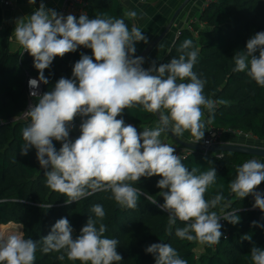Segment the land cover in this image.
Listing matches in <instances>:
<instances>
[{
    "label": "clouds",
    "instance_id": "9594fccd",
    "mask_svg": "<svg viewBox=\"0 0 264 264\" xmlns=\"http://www.w3.org/2000/svg\"><path fill=\"white\" fill-rule=\"evenodd\" d=\"M27 2L34 5L36 0ZM125 15L134 19L138 13L128 11ZM12 36L33 57L39 72L38 79L28 81L33 89L30 95L39 99L24 112L30 122L21 130L24 143L20 154L36 150L46 186L66 196V204L101 191L110 192L121 208L135 209L142 194L151 204H157L151 195L132 185L142 177L159 176L156 186L164 203L157 206L168 213L169 235L179 220L184 226L175 228L178 238L211 247L219 244L223 235L221 219L233 225L240 222L238 210L225 211L231 202L222 192L205 198L216 185V169L200 171L193 167L190 171L175 147L161 140L167 132L176 137L189 132L192 143L200 142L206 125L214 121L216 106L230 103L205 96L206 81L193 70L200 49L191 39L180 45L178 58L158 67L153 62L145 69L144 57L135 55L138 42L148 43L139 27L129 29L123 19L107 15L89 18L82 13L78 19L72 14L65 16L46 8L43 0L31 15L16 18ZM80 47L91 49L92 55L81 54L72 68V78L61 77L51 90L38 95L35 89L41 82L49 83L44 71L54 59ZM233 60L234 72H246L250 80L264 88V31L249 38L246 48L236 52ZM136 107L158 115L155 127L138 132L125 123V109ZM76 117H81L80 135L72 140L70 130ZM53 141L60 142L59 150ZM236 173L229 183L230 192L241 200L251 195L253 208L264 212V193L257 191L264 182V163L248 160L237 166ZM217 206H221L222 214L211 210ZM91 210L96 219L89 217L75 239L69 220L58 219L43 237L42 252L61 253L58 260L63 261L66 255L81 264L122 261L117 251L119 241L104 235L103 206L95 204ZM241 239L251 241L252 237L245 234ZM37 247L38 241L25 238L22 231L0 232V264H34ZM145 251L155 257V264H188L168 243H153ZM250 257L252 264H264V248L253 245Z\"/></svg>",
    "mask_w": 264,
    "mask_h": 264
},
{
    "label": "trees",
    "instance_id": "16d2710c",
    "mask_svg": "<svg viewBox=\"0 0 264 264\" xmlns=\"http://www.w3.org/2000/svg\"><path fill=\"white\" fill-rule=\"evenodd\" d=\"M86 1V14L89 18L107 15L123 19L129 29L133 26L125 15L127 9L120 0ZM5 5L8 4L0 0V120L3 122L0 124V225L8 222L20 224L25 238L38 241L34 264H81L78 260H69L66 255L63 261L58 260L57 256L61 253H43L42 241L60 218L69 220L75 239L89 217L96 219L91 210L95 204L102 205L105 211L102 223L106 225L107 230L104 235L119 241L117 251L123 259L118 264H155V257L145 251L146 247L153 243L170 244L188 264H252V246L264 248V227L254 226L252 222L264 225V212L253 208L254 198L251 195L241 200L232 194L229 183L237 175V166L251 159L260 161L259 158L262 157L240 152L194 149L182 156V162L190 171L193 167H198L200 171L216 169V185L208 190L205 198L211 199L217 192H222L226 200L231 202V207L225 211L238 210L237 215L240 216V222L235 225L224 220L221 224L223 235L220 243L211 247L178 238L175 228L184 226L179 220L170 235L166 232L168 213L157 206L164 203L163 197L158 195L161 190L156 186L161 178L159 176L142 177L137 184L133 183V187H139L142 193L157 200V204H151V200L142 194L135 209L118 207L112 194L103 191L78 202L66 204V196L46 186L44 169L36 159V150L32 148L27 155L20 154L21 145L24 143L21 130L26 123L6 122L9 118L17 117L24 107L27 74L39 77V72L34 68L33 57L27 52L20 55L19 51L9 50L10 31L3 26ZM198 20L204 23V27L199 28L197 24H191L197 31L196 34L188 27L181 28L160 64L170 62L173 57L178 58L180 45L185 39H191L200 49L198 62L193 70L206 81L205 96L230 102L227 106H216L214 121L206 125L205 135L208 127H211L223 131L224 134H227L228 129L249 133L263 141L264 88L250 80L246 72L233 71V56L246 48L249 38L264 31V0H211L204 6ZM81 54L91 56L92 51L80 47L76 52L54 59L50 68L44 71L49 83L41 82V95L51 90L61 77L72 78V68ZM139 54L136 48L135 55ZM204 113V119L207 120L209 113L206 109ZM123 119L126 124L133 123L151 128L155 127L159 120L155 114L145 112L140 107L125 109ZM53 143L59 150L60 142ZM220 185H223L222 189ZM257 191L264 193V182L257 187ZM220 207L211 210L220 214ZM245 234L251 235V241L241 239Z\"/></svg>",
    "mask_w": 264,
    "mask_h": 264
},
{
    "label": "crops",
    "instance_id": "0c3cea01",
    "mask_svg": "<svg viewBox=\"0 0 264 264\" xmlns=\"http://www.w3.org/2000/svg\"><path fill=\"white\" fill-rule=\"evenodd\" d=\"M12 6H3V26L9 28V50L12 52L19 51L20 45L15 41L12 33L15 28V20L18 17L31 15L40 5L41 0H36L34 5H30L27 0H10ZM128 11H136L137 17L129 18L133 25L139 27L143 34L147 37L148 43L138 42L136 48L141 52L148 46L157 36H159L165 28L166 32L162 35L158 43L150 48L145 56V63L142 65L145 69L149 68L153 62L158 67L162 58L168 53L172 43L176 38L178 30L186 27L190 21L197 20L204 6L209 0H191L179 13L173 17L176 9L182 4L183 0H156L146 2L144 0H120ZM46 8L58 9L61 5V0H43ZM76 121H81L80 117H76ZM187 137H190L189 132H185ZM234 135L224 134L221 137L223 143L231 144H248L243 143L239 138H233ZM170 136L166 133L162 134L161 138ZM182 141H187L184 136L178 137ZM171 139V138H170ZM172 140V139H171ZM185 147H177L176 154L182 157Z\"/></svg>",
    "mask_w": 264,
    "mask_h": 264
},
{
    "label": "built area",
    "instance_id": "2783aa9c",
    "mask_svg": "<svg viewBox=\"0 0 264 264\" xmlns=\"http://www.w3.org/2000/svg\"><path fill=\"white\" fill-rule=\"evenodd\" d=\"M211 0H209L210 2ZM5 4H8L10 6H12V1L10 0H4ZM86 7H87V1L86 0H61V5L58 9L59 13H62L63 15L67 16L68 14H72L74 16H80L82 13H86ZM197 24V26L199 28H203L204 27V23L200 22L198 19L197 20H193L190 21L189 24L186 25V27H188L189 30H191L194 34L197 33V31L195 29L192 28L191 24ZM179 31L177 32L176 36L179 34ZM19 53L20 55L26 53L24 52L23 48L20 46L19 49ZM29 79H38V77L35 76H30L27 74V78H26V85H25V94H26V101L24 104L23 109L20 111V113L18 114L17 117L15 118H9L6 122L7 123H13L16 121H22L24 123H26V125L30 122L28 118L25 117L24 112L28 109L29 105L32 103H35V100L38 99L39 97H32L30 95V92L33 91L32 88L29 87L28 81ZM35 91H37L38 95H41V91H42V83L39 84L38 89H35ZM1 121V120H0ZM80 123L81 121H74V127L70 130V132H73L74 130H79L80 127ZM1 124V123H0ZM127 124H131L134 127L137 128L138 132L142 131L143 128L145 126H137L133 123H127ZM151 128V127H150ZM227 134L230 135H234V136H244V137H248V138H255L254 136H252L249 133H242V132H234L232 130H226ZM224 134L223 131H219L216 130L214 128L208 127L207 133L204 136V138L198 142L197 144H201V145H205V146H214L217 144H221L223 143L221 141V137ZM161 140L165 143L171 144L173 147L177 148L178 146L169 138V137H165V138H161ZM193 141V137H190L187 142H192ZM190 151V149L188 148H184V152L182 154V156L184 157L188 152ZM222 214V213H220ZM224 222V219L220 220V223L222 224Z\"/></svg>",
    "mask_w": 264,
    "mask_h": 264
},
{
    "label": "water",
    "instance_id": "95a60500",
    "mask_svg": "<svg viewBox=\"0 0 264 264\" xmlns=\"http://www.w3.org/2000/svg\"><path fill=\"white\" fill-rule=\"evenodd\" d=\"M191 0H183L182 4L176 9L175 13L173 14V17H175L179 11ZM167 28L159 35L157 36L148 46L145 47L144 50H142L139 54V56L144 57L146 52L154 47L158 41L161 39L162 35L166 32ZM159 119L158 115H156ZM167 134L170 136V138L173 139L176 143L180 144L183 147H187L188 149L192 150H201V151H211V152H217V151H231V152H240V153H246L251 154L254 156L262 157L264 158V148L260 147H253V146H246L243 144H231V143H221L214 146H205L197 143L182 141L175 135H173L170 132H167ZM120 205H118L119 207Z\"/></svg>",
    "mask_w": 264,
    "mask_h": 264
},
{
    "label": "rangeland",
    "instance_id": "374dc122",
    "mask_svg": "<svg viewBox=\"0 0 264 264\" xmlns=\"http://www.w3.org/2000/svg\"><path fill=\"white\" fill-rule=\"evenodd\" d=\"M127 12V10H126ZM185 134V133H184ZM80 135V131L79 130H74L73 132L70 133V139L75 140L78 136ZM185 137V139H187L188 137L186 135H183ZM233 138H239L243 143L244 141L248 144H243L246 146H253V147H260V148H264V140L263 141H259L256 138H246L244 136H232ZM260 162L264 163V158H259ZM22 231L21 229V225L20 226H13L12 228H5L0 230V232H19ZM73 235V234H72Z\"/></svg>",
    "mask_w": 264,
    "mask_h": 264
},
{
    "label": "bare ground",
    "instance_id": "6f19581e",
    "mask_svg": "<svg viewBox=\"0 0 264 264\" xmlns=\"http://www.w3.org/2000/svg\"><path fill=\"white\" fill-rule=\"evenodd\" d=\"M13 226H20V224L14 223V222H8L7 224L0 225V230L5 228H12Z\"/></svg>",
    "mask_w": 264,
    "mask_h": 264
}]
</instances>
